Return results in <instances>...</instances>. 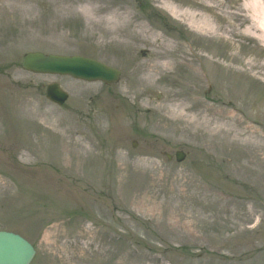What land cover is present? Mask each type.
I'll use <instances>...</instances> for the list:
<instances>
[{
  "label": "rangeland",
  "instance_id": "1",
  "mask_svg": "<svg viewBox=\"0 0 264 264\" xmlns=\"http://www.w3.org/2000/svg\"><path fill=\"white\" fill-rule=\"evenodd\" d=\"M76 1L0 0V230L33 243L32 264H264V45L233 25L252 1L114 0L177 62L196 59L149 88L137 65L150 48L111 44ZM34 51L92 57L121 78L33 74L21 64ZM55 82L70 95L61 107L46 98ZM194 99L257 138L202 126ZM74 138L92 153L76 157ZM180 150L184 162L168 160Z\"/></svg>",
  "mask_w": 264,
  "mask_h": 264
},
{
  "label": "bare ground",
  "instance_id": "2",
  "mask_svg": "<svg viewBox=\"0 0 264 264\" xmlns=\"http://www.w3.org/2000/svg\"><path fill=\"white\" fill-rule=\"evenodd\" d=\"M251 1L253 7L249 5L247 9L252 10V12L248 11L247 15L236 14L234 20L239 25H233L234 28H237L238 26H244L246 22L247 24L249 23V26L245 29V34L256 38L264 45V6L259 1ZM105 2H110L111 4L102 7L100 4ZM79 4V9L86 15L88 23L102 32V38H105V36L111 37V44L129 49L130 51L140 46L150 48V59L142 66L137 65L139 68L141 67L140 69L143 73H146L143 79V86L145 88H149V81H152L156 76H160L161 78L165 74L172 72L175 68H179V66L180 68L184 66L190 67L193 64L191 62L196 60L191 59L189 63L185 60L177 62L176 47L172 43L162 42L158 39L157 35L145 26L133 25L134 17L132 16L131 8L125 9V6L115 3L114 0H77L71 6L76 7ZM207 26H210V24L208 23ZM239 58L237 56L230 57L229 60L239 64ZM179 89L183 93L178 94L179 98L183 95H186L188 98V95L192 94L186 93L183 86L179 87ZM191 109L198 112L197 115L202 126L207 127V125L211 126L215 124L218 126L219 133L225 135V137L231 136L235 141L243 140L248 144H251L257 138L256 131L235 129L243 123L235 115L214 113L211 109L200 106L197 99L193 100ZM182 115L185 117L184 114ZM226 121L233 122L235 128H227L229 123H226ZM68 147L71 148L76 157H79V155L89 156L92 153L91 149L85 146L80 139H71ZM92 166L91 164L90 167Z\"/></svg>",
  "mask_w": 264,
  "mask_h": 264
},
{
  "label": "water",
  "instance_id": "3",
  "mask_svg": "<svg viewBox=\"0 0 264 264\" xmlns=\"http://www.w3.org/2000/svg\"><path fill=\"white\" fill-rule=\"evenodd\" d=\"M23 68L36 74L72 76L87 82L101 81L116 83L121 72L94 59L82 56L45 55L43 53H29L24 56ZM47 98L63 105L69 95L57 83L47 88ZM177 161L183 162L187 155L183 151L176 154ZM171 160L172 155H168ZM36 250L33 245L22 236L0 231V264H31Z\"/></svg>",
  "mask_w": 264,
  "mask_h": 264
}]
</instances>
